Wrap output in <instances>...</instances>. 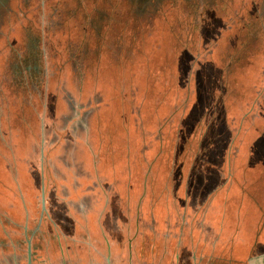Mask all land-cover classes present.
<instances>
[{
	"label": "rangeland",
	"instance_id": "374dc122",
	"mask_svg": "<svg viewBox=\"0 0 264 264\" xmlns=\"http://www.w3.org/2000/svg\"><path fill=\"white\" fill-rule=\"evenodd\" d=\"M8 6L0 264H29V239L32 264H193L213 244L264 264V0ZM213 69L232 116L205 165L189 112Z\"/></svg>",
	"mask_w": 264,
	"mask_h": 264
},
{
	"label": "trees",
	"instance_id": "16d2710c",
	"mask_svg": "<svg viewBox=\"0 0 264 264\" xmlns=\"http://www.w3.org/2000/svg\"><path fill=\"white\" fill-rule=\"evenodd\" d=\"M194 5V4H193ZM197 7V4L195 5ZM198 10H196L195 12H197ZM212 71L210 73V78L213 81H209L207 82L208 84H203V86L200 88L201 91H203V89L205 91H203L204 93V97H203V102H202V109L200 110L201 112H197V113H190L189 112V119L191 120V126L192 128L197 131L196 134L198 133V139H199V143L206 144L209 143L211 144L210 147H208L207 149L205 148H200L198 155H197V159L199 161V163L201 164H210L211 163V159H208L207 157H203V154H211L213 155V153L217 156L218 153H220L218 151V153L215 152H211L210 150L212 149V146H214L215 148H217L218 150L221 149L222 146H225V142L226 139L224 138L223 134L225 129L228 130V128L230 127V121L229 119L232 116V113L230 115H228L227 113L225 114V109H220V105H218V103L220 104V102H217V105H214V103L217 101L216 98V92H217V81L218 79V75H217V71L216 69L210 70ZM208 86V87H207ZM199 89V90H200ZM216 93V94H215ZM200 97H196L195 101L199 102L200 100L198 99ZM218 98V97H217ZM236 105L238 104V102H235ZM223 106V102L222 105ZM214 107V108H213ZM110 107H107L106 109H109ZM119 115V113H117ZM115 116V114H114ZM201 125H202V132H201ZM205 126V128H203ZM200 145V144H199ZM213 147V149H215ZM219 157V156H218ZM217 162L219 163L221 161V159L216 158ZM226 165V163H225ZM219 166H217L218 169ZM215 174L217 175V171L215 170ZM232 175V174H231Z\"/></svg>",
	"mask_w": 264,
	"mask_h": 264
},
{
	"label": "crops",
	"instance_id": "0c3cea01",
	"mask_svg": "<svg viewBox=\"0 0 264 264\" xmlns=\"http://www.w3.org/2000/svg\"><path fill=\"white\" fill-rule=\"evenodd\" d=\"M224 205H225V208L222 204L221 205L215 204L214 208H215V210L221 212L222 207H223L225 209V212H226V203H224ZM228 216L229 215H227V216L225 215L224 217L219 216L221 221L223 222V226H224ZM205 217L208 220V215H206ZM236 219L238 221V214H236ZM255 228L258 229V227L255 225L252 233L254 232ZM238 229H239L238 233H242V234L248 236V233H244L243 230H241V228L239 226H238ZM255 236H257V237H255ZM251 237L254 239L256 238V240L258 241V238L260 236L253 233V235ZM237 244H238L237 246L239 247V249H241L246 244V242L239 241ZM191 250H192V253H190V255L192 256L193 264H202V263L212 264L213 262H215V263L218 262L219 264L222 262L223 263L226 262V264H246V263H244L245 262L244 260H246V259L243 260V259L239 258L238 255H233V254L231 255V254H229V252L222 253V252L217 251L215 244L209 245L207 247V250H209L208 252L202 251L203 249L199 248V246L194 247ZM241 261H244V262L242 263Z\"/></svg>",
	"mask_w": 264,
	"mask_h": 264
},
{
	"label": "flooded vegetation",
	"instance_id": "af4514ba",
	"mask_svg": "<svg viewBox=\"0 0 264 264\" xmlns=\"http://www.w3.org/2000/svg\"><path fill=\"white\" fill-rule=\"evenodd\" d=\"M8 7H9L8 0H0V28H1V25L3 24V19H4L6 11H8V9H10V11L12 10V8H8Z\"/></svg>",
	"mask_w": 264,
	"mask_h": 264
},
{
	"label": "water",
	"instance_id": "95a60500",
	"mask_svg": "<svg viewBox=\"0 0 264 264\" xmlns=\"http://www.w3.org/2000/svg\"><path fill=\"white\" fill-rule=\"evenodd\" d=\"M29 264H32V243H31V240L29 239Z\"/></svg>",
	"mask_w": 264,
	"mask_h": 264
},
{
	"label": "bare ground",
	"instance_id": "6f19581e",
	"mask_svg": "<svg viewBox=\"0 0 264 264\" xmlns=\"http://www.w3.org/2000/svg\"><path fill=\"white\" fill-rule=\"evenodd\" d=\"M250 264H258L255 260H252Z\"/></svg>",
	"mask_w": 264,
	"mask_h": 264
}]
</instances>
